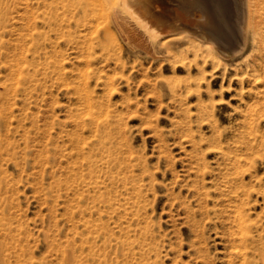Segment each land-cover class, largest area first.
I'll return each instance as SVG.
<instances>
[{
  "label": "rangeland",
  "instance_id": "rangeland-1",
  "mask_svg": "<svg viewBox=\"0 0 264 264\" xmlns=\"http://www.w3.org/2000/svg\"><path fill=\"white\" fill-rule=\"evenodd\" d=\"M99 1L0 0V264H264V10L221 55L194 0L129 39ZM207 2L238 35L244 3Z\"/></svg>",
  "mask_w": 264,
  "mask_h": 264
},
{
  "label": "bare ground",
  "instance_id": "bare-ground-1",
  "mask_svg": "<svg viewBox=\"0 0 264 264\" xmlns=\"http://www.w3.org/2000/svg\"><path fill=\"white\" fill-rule=\"evenodd\" d=\"M159 1L160 0H101V1L98 2V5H99V9H100V15H104V17L108 16L116 30L120 31L121 33L122 32L125 33L126 36L128 35L131 38L132 37L133 38H136V37H142L143 38L145 36L149 37L148 32H149L150 27L145 23L144 20L140 19L136 9L143 10L145 15H146V17H150L152 19H157L160 22H162V20L164 18L168 19V17H172L173 19H176V20L181 17V12L176 11V8L173 9L171 7L172 8L171 10L169 9V10H167L165 12H161V10H158L156 3H158ZM240 2L244 3L245 11H244V15H243V22L241 24V27L239 28L240 32L237 35L238 32L236 33L234 30H230V29L226 30L225 27L223 26V24H221L219 22L217 23L218 14H221V15L223 14L224 15V12H225L224 5H222L221 7L219 6V8L217 7L218 8L217 9L214 6H210L208 4L207 0H194L193 7H198L204 12V17L202 19L199 20L197 18V20H194V21L196 23H200L201 26H202L201 28L206 27L207 31H209V30H211V31L209 32V34H207L206 32H201L202 29L199 32H196V31L192 30V32H189V34L191 33V35L186 36L187 37V42H189L193 46H195V45L196 46H198V45L207 46V42L214 43L212 33L213 34L215 33L216 34L215 36H217L216 40H217V42H219V44H218L219 46L224 45L225 47H229V49H230V47L235 48L232 51L230 49L229 52L224 51V49H223V51L218 49L219 52L221 53V55L222 54H227V53L230 54V53H233V52L235 53V51H237L236 48L238 49V47H240V44L242 43V41L246 40L248 37L251 36V34H253L252 32H254V29H255V27L253 25H255L257 23V22H255V24H254L253 19H255V18L259 19V17H261L260 16L261 11L264 10V0H240ZM224 17H225V15H224ZM220 18H222V17L219 16V19ZM194 21H192V22H194ZM256 21H258V20H256ZM163 23H165L164 20H163ZM208 28H210V29H208ZM253 35H255V34H253ZM171 36L172 35H170V37ZM130 37H128V39ZM170 37H169V39L163 40V41H159L158 43L160 45H167V43L171 42L170 41V39H171ZM250 40H251V38L249 39V41ZM247 45H249V43ZM223 56L225 57V55H223ZM262 69L264 70V68H262ZM261 72L264 73V71H261ZM263 73H261V75ZM83 80H84V78H83ZM263 81H264V79H263ZM83 82H85V81H83ZM262 85H264V84H262ZM260 93H264L263 92V88H262V92H260ZM84 95H85L84 97H87L86 96V92H85ZM259 97H262V96L260 95ZM262 99L260 98V100H257V101H261ZM86 102H88V101H86ZM86 109H87L88 112H90V106H88V108H86ZM250 110H252V108ZM249 118H251V117H249ZM245 119L247 120L248 117L245 118ZM234 159L236 160L235 163H237L239 161L238 158L237 159L234 158ZM232 164H234V162ZM238 166H236V167H238ZM236 167L234 168V170L236 169ZM224 178H225L224 182L226 184L230 185L231 184V179L228 178L227 176L226 177L224 176ZM232 190H233V188H232ZM245 191L246 190H244V193H245ZM232 193H233V191H232ZM239 196H241V195L239 194ZM238 198L239 197H237V199ZM234 200H236V199H234ZM239 200H240V198H239ZM232 204H234V202ZM235 205H234V207H235ZM233 213H234V215H233L234 219L233 220H234L235 229L233 230L232 234H235V236L237 237L236 239H238V240L235 241L237 243H234V245H231L232 248H230V249L233 250V254H232L233 255V259H236V257H238L237 259L240 260V259H244L245 256H246V249H245L246 247L242 246V245H246L248 243L249 239L252 241V239H255V238H253V234H251V231H250V228H249L250 226H249V223H248L249 219L247 217V214L245 213V209L243 208L242 204L237 206V208L235 207ZM229 221H230V219H229ZM231 226L234 227L233 225H231ZM232 227H230V228H232ZM229 231H232V229L229 230ZM232 234H231V236H232ZM243 243H245V244H243ZM229 255H231V253H229ZM259 256L261 257L260 254H259ZM226 261H227V264H237V262L234 263V260H232V258H228V259H226ZM242 261L243 260H241V263H242Z\"/></svg>",
  "mask_w": 264,
  "mask_h": 264
}]
</instances>
